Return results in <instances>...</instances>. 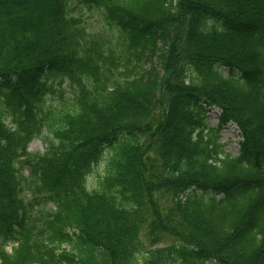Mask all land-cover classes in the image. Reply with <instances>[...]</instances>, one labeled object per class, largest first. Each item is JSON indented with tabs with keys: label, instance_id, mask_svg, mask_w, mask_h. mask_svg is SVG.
<instances>
[{
	"label": "trees",
	"instance_id": "1",
	"mask_svg": "<svg viewBox=\"0 0 264 264\" xmlns=\"http://www.w3.org/2000/svg\"><path fill=\"white\" fill-rule=\"evenodd\" d=\"M76 1L0 0V264H264V0Z\"/></svg>",
	"mask_w": 264,
	"mask_h": 264
},
{
	"label": "rangeland",
	"instance_id": "2",
	"mask_svg": "<svg viewBox=\"0 0 264 264\" xmlns=\"http://www.w3.org/2000/svg\"><path fill=\"white\" fill-rule=\"evenodd\" d=\"M72 8H74L73 13H76L78 16H81L83 18V23L86 25L87 29L93 32L99 31L102 27V23L100 22V14L99 12L95 11H89V9L85 6L80 4L76 0H72ZM209 121L210 125L216 126L219 123V110L217 108L210 111L209 114ZM221 141L225 144V149L228 152H231L232 154H238L240 152L239 143L242 140L240 137V129L235 124H227L225 127H223V130L221 132ZM29 151L35 153L36 151H44L45 147L41 139L34 138L32 142L28 145ZM105 159L100 161L99 164L94 166V173L92 174V177H95L96 175H99L104 170L105 166L104 163ZM23 173L28 175L29 170L27 169V166L25 165L22 169ZM89 179V182L91 183L93 178ZM28 192V191H27ZM42 195V194H39ZM32 194L29 192L27 194V198L31 199ZM48 206H53V204L50 202ZM147 242V241H146ZM165 242H160L158 246H161ZM148 246H150L151 242H147ZM208 264H220V263H208Z\"/></svg>",
	"mask_w": 264,
	"mask_h": 264
}]
</instances>
